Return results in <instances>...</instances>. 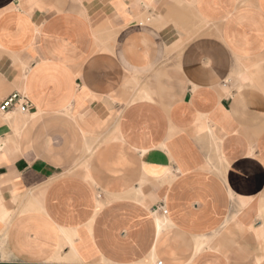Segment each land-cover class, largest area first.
<instances>
[{
	"label": "crops",
	"instance_id": "obj_1",
	"mask_svg": "<svg viewBox=\"0 0 264 264\" xmlns=\"http://www.w3.org/2000/svg\"><path fill=\"white\" fill-rule=\"evenodd\" d=\"M263 62L264 0H0V264H264Z\"/></svg>",
	"mask_w": 264,
	"mask_h": 264
},
{
	"label": "built area",
	"instance_id": "obj_2",
	"mask_svg": "<svg viewBox=\"0 0 264 264\" xmlns=\"http://www.w3.org/2000/svg\"><path fill=\"white\" fill-rule=\"evenodd\" d=\"M17 106L22 112H29L31 109V103L28 97L21 92H12L9 96L2 100L0 103V112L5 113L12 107ZM165 213V210L162 209ZM159 264H163V260L158 261Z\"/></svg>",
	"mask_w": 264,
	"mask_h": 264
},
{
	"label": "rangeland",
	"instance_id": "obj_3",
	"mask_svg": "<svg viewBox=\"0 0 264 264\" xmlns=\"http://www.w3.org/2000/svg\"><path fill=\"white\" fill-rule=\"evenodd\" d=\"M256 76L260 86L264 88V62L261 64L259 68L256 70Z\"/></svg>",
	"mask_w": 264,
	"mask_h": 264
},
{
	"label": "bare ground",
	"instance_id": "obj_4",
	"mask_svg": "<svg viewBox=\"0 0 264 264\" xmlns=\"http://www.w3.org/2000/svg\"><path fill=\"white\" fill-rule=\"evenodd\" d=\"M20 110V108H18ZM21 111V110H20ZM22 112V111H21ZM2 113V112H1ZM137 264H157L154 255H150L146 260L137 262Z\"/></svg>",
	"mask_w": 264,
	"mask_h": 264
}]
</instances>
